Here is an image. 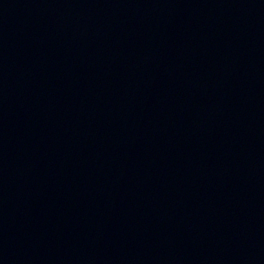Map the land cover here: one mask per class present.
Returning a JSON list of instances; mask_svg holds the SVG:
<instances>
[{"label": "water", "instance_id": "obj_1", "mask_svg": "<svg viewBox=\"0 0 264 264\" xmlns=\"http://www.w3.org/2000/svg\"><path fill=\"white\" fill-rule=\"evenodd\" d=\"M0 264H264L252 0H0Z\"/></svg>", "mask_w": 264, "mask_h": 264}]
</instances>
